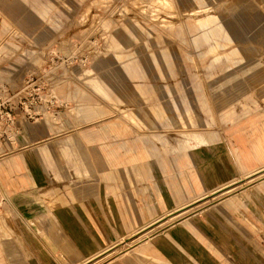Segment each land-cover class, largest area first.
Wrapping results in <instances>:
<instances>
[{"label": "rangeland", "instance_id": "374dc122", "mask_svg": "<svg viewBox=\"0 0 264 264\" xmlns=\"http://www.w3.org/2000/svg\"><path fill=\"white\" fill-rule=\"evenodd\" d=\"M92 108L104 110L101 123ZM263 112L264 0H0V264H70L53 242L58 216L92 212L98 194L113 238L90 264H164L137 253L147 230L118 224L157 182L170 205L154 231L190 223L216 264H264V169L242 174L230 147L248 151L254 138L228 134ZM110 148L122 162H148L152 176L130 171L117 189L106 178ZM11 159L19 167L8 171ZM219 160L226 174L207 187L200 170Z\"/></svg>", "mask_w": 264, "mask_h": 264}, {"label": "crops", "instance_id": "0c3cea01", "mask_svg": "<svg viewBox=\"0 0 264 264\" xmlns=\"http://www.w3.org/2000/svg\"><path fill=\"white\" fill-rule=\"evenodd\" d=\"M92 109L93 110H88L86 112V114H88L87 117L91 118L94 122L101 123L100 121L105 114L104 110ZM105 127L116 136H120L123 133V129H120V122L118 121H108ZM246 130H249L254 138L250 145V150L247 151L246 148L241 145H232L230 147V152L233 154L238 168L244 175L255 170L264 169V116H254L248 121L247 125L243 124V122L233 124L228 132L230 135L229 138H235L236 135H240L243 132H246ZM214 139L217 138L215 137ZM104 145L103 148H106V144ZM60 146L67 149L69 143L61 142ZM214 147L216 149L214 153L224 154L225 157H227V151H225V154L219 149V147H217V145H214ZM107 151L109 153V159H107L109 168L107 170L108 174L106 178L116 183L117 189L126 188L129 185L127 177L130 171L139 178L145 177L143 172L152 176V170L150 169V164L148 162L144 161L138 164L135 162L136 158L129 159L127 162H122L114 149L110 148ZM186 154L187 152L184 151L185 156ZM192 154L194 159L199 162L200 156L195 152ZM31 155L32 153L24 154L23 156H20L18 160H20L23 166H25V160L31 157ZM251 161L257 163L258 166L256 169H250L248 162ZM225 163L226 162L223 160H219V162L209 161L204 163L200 173L203 176L207 187L214 186L223 180L222 175L226 174ZM5 167L9 171L13 167H19V164L16 159H11L7 162ZM86 174L87 171L76 172V175L81 177L86 176ZM155 186L157 187H155L156 192L150 187H144V189L149 191V202L145 205L140 204L137 206L134 204L131 206L127 212L129 221L125 219L118 223L124 234H128L129 232L130 234L135 233L136 227L140 229V231L147 230L146 234H149V236L146 237V239L148 240L140 245L141 248L137 250V253H139L144 259L148 260L147 263L155 261L164 264H216L214 260L210 259V256L205 252L206 250L203 249V247L206 248L207 244H210V242L206 241V234L202 229H195L190 223H186L175 225L159 232L154 231L153 222L158 217V212L168 209L170 205V200L167 197L162 196L161 189L158 187V182ZM212 190L213 189H210L209 191ZM65 193L66 197L69 199V203L75 199L73 191H65ZM105 198L104 194H98L97 199L94 201L95 204L93 203V207H91L93 210L92 212L87 208L84 213L78 212L75 214L71 211L70 213H60V216H58V227L61 232L63 231V235L55 238L53 242L56 246L57 244H59L60 247L65 245L64 247L70 264H90L94 259L106 254L103 249L107 247L113 236L110 233L109 228L112 224L109 216L110 208L109 205H105L107 199ZM64 202L65 201L62 198H59L56 202V206H61ZM98 203H100V205ZM225 205L232 209L237 208V204L234 200L225 202ZM57 247H53V249L59 252ZM200 247L201 251L199 252L197 250ZM104 264H122V262L114 260L107 261ZM123 264L129 263L125 260L123 261Z\"/></svg>", "mask_w": 264, "mask_h": 264}, {"label": "built area", "instance_id": "2783aa9c", "mask_svg": "<svg viewBox=\"0 0 264 264\" xmlns=\"http://www.w3.org/2000/svg\"><path fill=\"white\" fill-rule=\"evenodd\" d=\"M2 200H3V199L0 197V205H1Z\"/></svg>", "mask_w": 264, "mask_h": 264}]
</instances>
